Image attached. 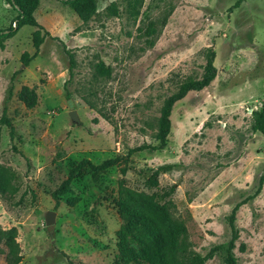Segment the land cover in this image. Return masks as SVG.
Here are the masks:
<instances>
[{"label": "rangeland", "instance_id": "rangeland-1", "mask_svg": "<svg viewBox=\"0 0 264 264\" xmlns=\"http://www.w3.org/2000/svg\"><path fill=\"white\" fill-rule=\"evenodd\" d=\"M235 1L144 0L132 21L119 0H106L83 24L63 1L40 0L34 17L49 36L23 25L0 40V119L4 114L14 131L11 139L0 124V165L15 189L0 194V230L15 229L19 264H115L122 220L114 201L121 187L170 199L189 251L205 255L230 239L226 217L254 195L264 175V137L250 129L252 111L264 104V0L230 9ZM111 2L119 6L117 17L107 10ZM170 9L154 46L145 48L137 29ZM16 17L0 0V31L14 28ZM63 47L74 56L72 75ZM211 50L216 77L174 104L166 147L128 154L157 145L163 101L182 82L201 78ZM98 61L110 68L108 78L94 75ZM22 86L36 92L32 109L17 99ZM68 101L78 123L68 115ZM117 157L118 165L96 180L83 171L54 198L81 160L98 165ZM159 167L168 169L150 188ZM47 212L53 213L50 231ZM234 226L237 264H264V184L240 206ZM0 264H6L2 242ZM205 264H224V252Z\"/></svg>", "mask_w": 264, "mask_h": 264}, {"label": "trees", "instance_id": "trees-1", "mask_svg": "<svg viewBox=\"0 0 264 264\" xmlns=\"http://www.w3.org/2000/svg\"><path fill=\"white\" fill-rule=\"evenodd\" d=\"M7 5L12 7L17 12V17L14 21V28L6 31H0V40L5 37L14 35L21 26L29 25L43 28L37 24L34 13L39 6L40 0H2ZM68 4L78 19L84 24L87 23L97 12V4L106 0H61ZM245 0H236L230 9H237ZM144 0H119V6L130 20L135 21L139 14ZM116 2H111L107 10L113 17L119 15ZM172 9L168 10L159 19L149 20L142 28L137 29L140 38L144 39L145 48L151 49L160 31L166 26L167 19L171 15ZM44 36H49V33L43 30ZM53 39H57L52 37ZM64 52L69 58V73L72 75L74 68L73 54L63 47ZM144 50V49H143ZM32 55L28 60L34 58ZM215 53L208 51L206 64L203 67V74L200 79H188L176 89V92L167 97L160 108L159 117L156 121L155 134L153 139L157 145L152 146L143 144L139 147L128 150V154L134 152L150 150L160 151L166 147L167 139L170 134V117L172 108L175 103L181 101L186 95L191 92H199L210 86L216 77V68L214 66ZM110 68L105 67L102 61H98L94 65V75L102 78L110 76ZM16 74V73H15ZM10 94V92H9ZM17 99L27 109H32L37 104V95L33 89L27 86H22L17 94ZM102 118L109 122L104 116ZM0 124L6 125L9 128L10 138L13 139V125L3 114L0 119ZM250 129L253 133H260L264 137V104L259 110L252 111ZM13 150L16 149L13 147ZM20 154H22L20 152ZM120 158H111L95 165L89 160H81L68 172L67 178L62 181L59 189L53 193V196L58 200V196L63 195L69 190V186L73 180L83 171H89L93 180H96L98 175L109 168L118 165ZM168 167H159L155 170L148 180L150 188L158 186L157 176L164 172ZM12 176L9 171L0 165V194L4 195L8 191L13 193L14 188L10 186ZM264 184V175L258 179V187L253 196H249L241 202L237 203L226 217V222L231 230L230 239L220 245L211 248L205 255H200L187 250L184 242L185 228L181 222L176 221L171 209L174 207L170 199L163 201L158 192L145 194L136 192L126 188H120L115 199L116 212L122 220V224L116 232V249L115 264H205L211 260L217 253L224 252V264H237V258L233 254L235 243L239 238L238 232L235 229L234 221L236 212L240 206L246 204L249 200L257 196L262 190ZM171 187L169 191L173 192ZM16 231L14 228L9 230H0V242L5 247V263L19 264L22 260L20 249L15 241ZM180 237H183L182 239ZM239 251L245 252V244L239 245Z\"/></svg>", "mask_w": 264, "mask_h": 264}, {"label": "water", "instance_id": "water-1", "mask_svg": "<svg viewBox=\"0 0 264 264\" xmlns=\"http://www.w3.org/2000/svg\"><path fill=\"white\" fill-rule=\"evenodd\" d=\"M68 103H69V109H70L68 115H69V117H70V119H71L72 121L78 123V122H79V121H78V117H77L75 111L72 110L71 102L68 101ZM45 224L47 225V231H50L51 228H52V224H53V213H51V212H47V213L45 214Z\"/></svg>", "mask_w": 264, "mask_h": 264}, {"label": "crops", "instance_id": "crops-1", "mask_svg": "<svg viewBox=\"0 0 264 264\" xmlns=\"http://www.w3.org/2000/svg\"><path fill=\"white\" fill-rule=\"evenodd\" d=\"M257 133V132H256Z\"/></svg>", "mask_w": 264, "mask_h": 264}]
</instances>
